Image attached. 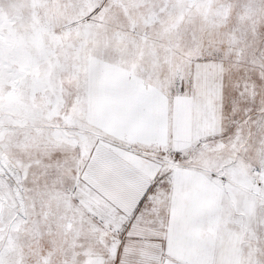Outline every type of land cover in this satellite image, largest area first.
I'll use <instances>...</instances> for the list:
<instances>
[{
    "label": "snow or ice",
    "instance_id": "1",
    "mask_svg": "<svg viewBox=\"0 0 264 264\" xmlns=\"http://www.w3.org/2000/svg\"><path fill=\"white\" fill-rule=\"evenodd\" d=\"M0 264H264V0H0Z\"/></svg>",
    "mask_w": 264,
    "mask_h": 264
}]
</instances>
